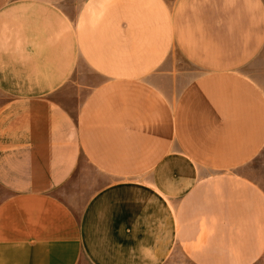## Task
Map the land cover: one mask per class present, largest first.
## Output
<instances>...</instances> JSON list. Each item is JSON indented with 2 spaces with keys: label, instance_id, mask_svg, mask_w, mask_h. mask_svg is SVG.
<instances>
[{
  "label": "crops",
  "instance_id": "crops-1",
  "mask_svg": "<svg viewBox=\"0 0 264 264\" xmlns=\"http://www.w3.org/2000/svg\"><path fill=\"white\" fill-rule=\"evenodd\" d=\"M263 152L264 0H0V264H264Z\"/></svg>",
  "mask_w": 264,
  "mask_h": 264
},
{
  "label": "rangeland",
  "instance_id": "rangeland-1",
  "mask_svg": "<svg viewBox=\"0 0 264 264\" xmlns=\"http://www.w3.org/2000/svg\"><path fill=\"white\" fill-rule=\"evenodd\" d=\"M75 99H73V100L75 101ZM73 100L70 99L65 104L72 112H74V108H75V102ZM253 164L255 166V174L253 177L258 182H260V184L264 188V152L257 160H255V163H253Z\"/></svg>",
  "mask_w": 264,
  "mask_h": 264
}]
</instances>
